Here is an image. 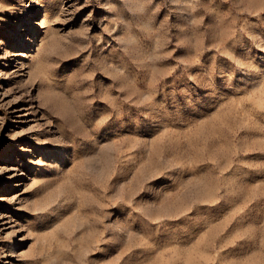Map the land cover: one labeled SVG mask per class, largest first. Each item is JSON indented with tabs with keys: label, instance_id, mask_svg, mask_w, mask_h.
<instances>
[{
	"label": "rangeland",
	"instance_id": "obj_1",
	"mask_svg": "<svg viewBox=\"0 0 264 264\" xmlns=\"http://www.w3.org/2000/svg\"><path fill=\"white\" fill-rule=\"evenodd\" d=\"M0 264H264V0H0Z\"/></svg>",
	"mask_w": 264,
	"mask_h": 264
}]
</instances>
